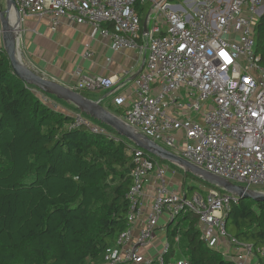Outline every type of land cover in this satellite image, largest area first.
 Instances as JSON below:
<instances>
[{
	"label": "built area",
	"instance_id": "2783aa9c",
	"mask_svg": "<svg viewBox=\"0 0 264 264\" xmlns=\"http://www.w3.org/2000/svg\"><path fill=\"white\" fill-rule=\"evenodd\" d=\"M14 1L21 26L28 18H49L56 31L65 19L99 29L117 51L143 53L147 45L143 71L133 80L129 96L118 98L121 105L129 102L120 118L194 166L232 184L264 191V66L254 40V28L264 17V0H184L185 9L179 0ZM137 4H150L148 15L155 7L147 24L148 15L142 18ZM103 24L113 25L116 32L103 30ZM0 50L4 51L2 44ZM84 57L90 59L91 52ZM122 88L114 77L78 75L73 89L114 94ZM37 95L62 110L53 97L40 91ZM73 116L70 128L85 126L111 135L81 113ZM130 144V228L99 264H191L180 254V236L173 242L168 237V229L177 226L184 212L198 216L202 239L235 264H260L264 249L256 255L252 245L226 232V213L240 198L213 187L188 196L187 185L171 187L173 175L162 161ZM151 174L156 178L152 204L136 232ZM158 234L164 235V242L153 254Z\"/></svg>",
	"mask_w": 264,
	"mask_h": 264
},
{
	"label": "trees",
	"instance_id": "16d2710c",
	"mask_svg": "<svg viewBox=\"0 0 264 264\" xmlns=\"http://www.w3.org/2000/svg\"><path fill=\"white\" fill-rule=\"evenodd\" d=\"M149 9L136 5L139 15ZM101 28L116 32L110 24ZM254 40L264 66V17ZM37 91L14 75L0 50V264H99L130 228L131 144L106 126L112 136L70 128L73 114L51 108ZM188 190V196L198 191ZM225 220L227 234L259 255L264 201L240 200ZM179 236L191 264H235L202 239L196 214L184 212L168 229L171 242Z\"/></svg>",
	"mask_w": 264,
	"mask_h": 264
},
{
	"label": "crops",
	"instance_id": "0c3cea01",
	"mask_svg": "<svg viewBox=\"0 0 264 264\" xmlns=\"http://www.w3.org/2000/svg\"><path fill=\"white\" fill-rule=\"evenodd\" d=\"M5 9V0H0V12ZM149 10L140 16L147 17ZM21 27L20 46L29 58V63L37 70L72 89L73 85H76L78 75L114 77L118 83L123 84L121 90L114 94L95 92L91 98L104 99L102 104L105 108L116 107L115 105L118 104V107L124 110L128 107L129 102L121 105L118 98L123 95L129 96V89L133 84L131 80L143 65L144 52L142 53L141 50L117 51L113 48L112 39L103 36L99 29L89 25L69 23L65 19L60 21L56 31H52L49 18H43L41 21L28 18ZM87 52H91L90 59L84 57ZM163 163L169 168L168 163ZM178 173L181 174V172ZM171 174L173 175L170 176L171 187H181L179 182L174 180V174ZM155 185L156 178L154 174H151L145 182L146 195L142 202L144 214L142 222L136 225V232L143 226V220L150 211Z\"/></svg>",
	"mask_w": 264,
	"mask_h": 264
},
{
	"label": "water",
	"instance_id": "95a60500",
	"mask_svg": "<svg viewBox=\"0 0 264 264\" xmlns=\"http://www.w3.org/2000/svg\"><path fill=\"white\" fill-rule=\"evenodd\" d=\"M6 9L0 12V27L2 30V45L7 55L15 76L28 86H31L41 93L52 96L70 106H73L79 113L91 120L113 130L120 138L132 143L135 147L142 149L158 160L173 165L180 169L185 176H191L197 181L236 196L241 200H252L255 202L264 201V191H257L230 183L229 181L208 173L183 158L175 155L161 147L144 134L129 126L123 119L110 112L102 104L104 99L94 100L82 92L74 90L40 72L23 56L20 46L21 18L18 7L14 0H5ZM155 7H152L145 24L150 20ZM14 16V18L12 17ZM147 58V45L144 49L143 65L133 81L144 68ZM226 219V218H225ZM226 221V220H225Z\"/></svg>",
	"mask_w": 264,
	"mask_h": 264
},
{
	"label": "rangeland",
	"instance_id": "374dc122",
	"mask_svg": "<svg viewBox=\"0 0 264 264\" xmlns=\"http://www.w3.org/2000/svg\"><path fill=\"white\" fill-rule=\"evenodd\" d=\"M179 1H180V3H182L181 5L185 9V5L183 4V1L184 0H179ZM21 49H22V52H23L24 59L29 63V58L26 56L25 51L23 50L22 46H21ZM254 76H255V74H254ZM70 83H72V82L70 81ZM73 86H75V85H73ZM83 93H85L86 95H88L90 97H93V93H91V92L90 93L83 92ZM116 104H118V103H116ZM118 105H115L116 107H109L107 109L110 112L116 114L117 116L123 117L125 110H124V108L123 109L119 108ZM61 109L64 110V111H66V112H68V113H71V111H72L71 108H69L67 106H64V105H61ZM119 110H122L123 112L122 113H119ZM72 112H73L72 114H77V112H74V111H72ZM108 132L109 133H112L111 130H109ZM168 166H169V169L171 170L170 172L174 174V180L176 182H179V184H180L181 187L184 186V184L186 183L187 186H189V185L190 186H194V187H196L200 191H203V190L204 191H207L209 189L210 186L203 185L201 182L197 181L195 178H193L191 176H188V175L185 176V174L180 169H178L177 167H175L173 165H170V164H168ZM175 170L177 172H174ZM178 172H181V174L178 173ZM146 200H148V199H146ZM163 242H164V235L158 234L157 235L156 242L153 245V252H152L153 254L154 253H157V251H159V249L162 248ZM179 246H180V250H181L180 251V254L183 257H185V258L186 257H189V252L187 250V241L185 239H181V242H180Z\"/></svg>",
	"mask_w": 264,
	"mask_h": 264
},
{
	"label": "bare ground",
	"instance_id": "6f19581e",
	"mask_svg": "<svg viewBox=\"0 0 264 264\" xmlns=\"http://www.w3.org/2000/svg\"><path fill=\"white\" fill-rule=\"evenodd\" d=\"M14 18V16H12Z\"/></svg>",
	"mask_w": 264,
	"mask_h": 264
}]
</instances>
